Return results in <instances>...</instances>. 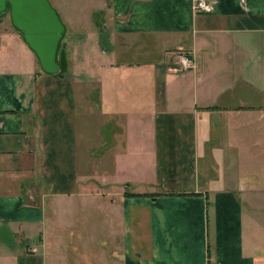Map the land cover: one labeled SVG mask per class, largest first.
Returning <instances> with one entry per match:
<instances>
[{"label": "crops", "instance_id": "obj_1", "mask_svg": "<svg viewBox=\"0 0 264 264\" xmlns=\"http://www.w3.org/2000/svg\"><path fill=\"white\" fill-rule=\"evenodd\" d=\"M210 2L102 0L59 74L0 14V264H76L73 242L78 264L83 243L100 264H264V0ZM100 151L114 169L81 172ZM75 203H100L99 246L63 221Z\"/></svg>", "mask_w": 264, "mask_h": 264}, {"label": "rangeland", "instance_id": "obj_2", "mask_svg": "<svg viewBox=\"0 0 264 264\" xmlns=\"http://www.w3.org/2000/svg\"><path fill=\"white\" fill-rule=\"evenodd\" d=\"M52 4V6L58 11L60 17L62 18V21L66 24L67 30L66 34L62 40L61 47H63V43L68 39V37H71L72 35L75 36L78 28L84 29L85 23L88 20V17L90 16L91 12L95 11L96 16L99 17V21L95 18L96 23L98 22L102 23L103 13L105 12L98 6L102 0H49ZM95 8V9H94ZM97 12V13H96ZM3 16L10 15L9 11L2 14ZM12 22V21H11ZM13 25V23H12ZM102 27V25H101ZM100 25H98V28L101 30ZM103 31V29L101 30ZM103 48V46H102ZM133 56V55H131ZM123 60H132L134 57H127L123 56L121 57ZM99 107V106H98ZM94 113H92L91 117V124L95 125V123L98 124V127L101 129L102 137L103 139L106 138V142L109 143V147H113V143L111 141V129L108 125V122L111 123V125L117 124L116 122V116H108L107 117H101L100 118V111L97 109H93ZM99 119V121H96ZM102 119L106 120L105 122L101 121ZM98 130V128H97ZM96 128L90 129L89 134L91 137H96L97 134ZM100 132V133H101ZM115 136V134H113ZM109 153L107 151H100L97 156V162L94 161H87V165L79 166V169L81 172L87 170V172L90 171V169H93L96 164H98V171H104L106 170V174L110 173L114 169V161L109 158ZM106 154V155H105ZM84 175V174H83ZM118 203H114L117 205ZM67 206V207H66ZM65 208L63 209V216L65 217L63 221H68L69 219H74L75 226L74 229L78 230L79 233L85 234V235H91L92 241L90 245L97 244L100 245V239L98 241L95 240V236H100L101 234V226L96 225V221L101 219L102 212H101V205L100 203H75L70 208L69 204H66ZM113 207H110V215L109 218L111 219H117V217L113 214ZM48 217L51 218V213L48 214ZM58 217V216H57ZM59 217H61L59 215ZM73 225V226H74ZM72 226V227H73ZM66 227L70 228V224H67ZM105 229V226H104ZM108 233L110 235H116L115 232V226L113 224L109 225L107 227ZM51 233V231H50ZM64 233H68L66 230ZM87 246L86 252L89 255L91 264H100L99 257L97 258V252L96 247L94 246V249L92 247H88L89 243H83ZM112 243H110L111 245ZM73 247H64V250L70 251V252H76V264H78V255L79 252L75 246L77 245V242H73L71 244ZM83 255H84V251ZM68 257V256H67ZM71 261L75 262V258L69 259L68 257V264H72Z\"/></svg>", "mask_w": 264, "mask_h": 264}, {"label": "water", "instance_id": "obj_3", "mask_svg": "<svg viewBox=\"0 0 264 264\" xmlns=\"http://www.w3.org/2000/svg\"><path fill=\"white\" fill-rule=\"evenodd\" d=\"M9 11L13 26L35 51L45 72L59 74L58 50L66 26L49 0H0V14Z\"/></svg>", "mask_w": 264, "mask_h": 264}, {"label": "built area", "instance_id": "obj_4", "mask_svg": "<svg viewBox=\"0 0 264 264\" xmlns=\"http://www.w3.org/2000/svg\"><path fill=\"white\" fill-rule=\"evenodd\" d=\"M194 8L198 13L210 12L212 10V3L210 0H194ZM192 67H194L193 58L187 53L181 54L178 69L187 70Z\"/></svg>", "mask_w": 264, "mask_h": 264}, {"label": "trees", "instance_id": "obj_5", "mask_svg": "<svg viewBox=\"0 0 264 264\" xmlns=\"http://www.w3.org/2000/svg\"><path fill=\"white\" fill-rule=\"evenodd\" d=\"M18 32H20L18 29H16ZM65 35V34H64ZM62 43V41H61ZM61 43H60V46H59V50H58V54H59V51H60V47H61ZM58 61L59 63L61 64V58L58 56Z\"/></svg>", "mask_w": 264, "mask_h": 264}]
</instances>
